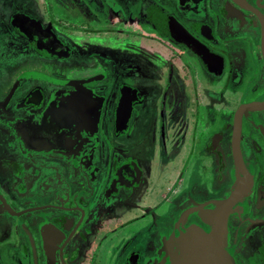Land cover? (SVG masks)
<instances>
[{
	"label": "flooded vegetation",
	"instance_id": "flooded-vegetation-1",
	"mask_svg": "<svg viewBox=\"0 0 264 264\" xmlns=\"http://www.w3.org/2000/svg\"><path fill=\"white\" fill-rule=\"evenodd\" d=\"M111 237L116 264H264V0H0V264Z\"/></svg>",
	"mask_w": 264,
	"mask_h": 264
},
{
	"label": "rangeland",
	"instance_id": "rangeland-1",
	"mask_svg": "<svg viewBox=\"0 0 264 264\" xmlns=\"http://www.w3.org/2000/svg\"><path fill=\"white\" fill-rule=\"evenodd\" d=\"M158 156H159V160L161 161V160H164L165 161V163L168 165V167H169V165H175V164H178V160H179V157H170V158H168V156L166 155V154H158ZM198 158V157H197ZM191 160H193V158L191 159ZM160 164V163H159ZM196 163H193L192 165H191V168H193L194 167V165H195ZM165 166V165H164ZM168 167L166 168V167H164V168H162L161 170H160V168H157V170L159 169L160 170V172L159 171H154V174H153V176H155L156 178H157V181H158V187L159 186H162L163 184H164V181H163V177L164 178H166V175H167V172H168ZM149 176H152L151 175V173H149L148 174ZM158 190V192H159V189H157ZM155 198H157V199H161V195L159 194V193H155ZM162 201H163V199H162ZM167 210V208H166V205L165 204H163V205H161V204H159L158 205V213H160L159 215H161V214H166V211ZM160 219H161V217H159V221H160ZM144 225V224H143ZM141 226V228H139V229H142V232L136 237V238H134L133 239V242H134V240H139V244L141 243V240L143 239V244L144 243H147L148 241H153V240H157L156 238H155V236H153V238H151L150 237V235L148 234V233H145L144 234V232H145V230H143V228H144V226ZM145 239V240H144ZM112 241V239L110 240V242ZM129 241H131L130 240V238H129ZM115 241H112L111 242V245H110V247H111V252H110V259H109V261L106 263V264H116V259H115V257H116V252H117V248H114V246H115ZM109 246V245H108ZM133 246V248H134V245H132ZM131 246V247H132ZM108 248V247H107ZM146 252V253H149V252H147L146 250H144L143 249V252ZM1 255H2V258H3V260H4V262L5 263H9L11 260H9L8 259V257H7V255H6V253L5 252H2L1 253ZM14 259H15V261H14ZM13 261L15 262V264H17V259L16 258H13Z\"/></svg>",
	"mask_w": 264,
	"mask_h": 264
},
{
	"label": "water",
	"instance_id": "water-1",
	"mask_svg": "<svg viewBox=\"0 0 264 264\" xmlns=\"http://www.w3.org/2000/svg\"><path fill=\"white\" fill-rule=\"evenodd\" d=\"M241 110V108L239 109ZM237 124V122H236ZM238 126V125H237ZM229 205H230V201H226L223 205V210L221 211V214H223V220H218L217 224L215 225V227L212 229V232L208 235V240H207V248H206V253L207 251L210 250V247H212V242L214 243V241L220 239V235L224 229V222H225V216L227 215V212H228V208H229ZM220 214V215H221ZM55 246H56V241H49L48 242V247H47V254H48V257H49V264H54L53 262V254H54V249H55ZM209 247V249H208ZM204 257L206 259V255L204 254Z\"/></svg>",
	"mask_w": 264,
	"mask_h": 264
},
{
	"label": "crops",
	"instance_id": "crops-1",
	"mask_svg": "<svg viewBox=\"0 0 264 264\" xmlns=\"http://www.w3.org/2000/svg\"><path fill=\"white\" fill-rule=\"evenodd\" d=\"M183 154H180L179 156H174V157H179V160H178V164L177 165H179L181 162H182V160H183V156H182ZM173 157V158H174ZM169 170V169H168ZM176 175V171H174L173 172V174H172V172L170 173H168L167 175H166V178H164L163 177V181L165 182L164 184H163V187H162V189L160 190L159 189V194L161 195V199H157V201L159 202L158 204H161V205H163V204H165L166 205V207H167V201L165 200V195L164 194H166V188H167V186H168V181H167V179L169 180V182L170 181H172L174 178H173V176H175ZM151 199V197H149L148 198V200L151 202L152 200H150ZM162 199H163V201H162ZM153 200H155V199H153ZM152 203V202H151ZM157 211H158V209H157ZM165 212H167V211H165ZM160 213H158V217H160L161 215H159ZM99 235V234H98ZM92 236V238H93V235H91ZM98 237V236H97ZM114 237H111V239H112V241H114V239H113ZM97 239V238H96ZM111 241V242H112ZM116 242H117V240H116Z\"/></svg>",
	"mask_w": 264,
	"mask_h": 264
}]
</instances>
